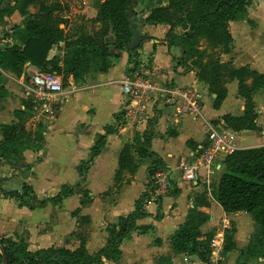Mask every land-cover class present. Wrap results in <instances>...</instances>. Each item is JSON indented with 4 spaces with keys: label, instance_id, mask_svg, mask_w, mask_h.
I'll return each instance as SVG.
<instances>
[{
    "label": "crops",
    "instance_id": "1",
    "mask_svg": "<svg viewBox=\"0 0 264 264\" xmlns=\"http://www.w3.org/2000/svg\"><path fill=\"white\" fill-rule=\"evenodd\" d=\"M16 1L11 0V4ZM43 1L39 0L33 8L46 9L41 6ZM85 1L88 7L91 0ZM30 2L35 3V0L19 3L17 10L6 16L4 23L0 22V51L16 43L13 29H24L31 15L24 4ZM94 2L99 5L104 0ZM260 4L263 7L254 15L249 7L246 20L228 23L231 42L229 50L220 53L219 64L221 67L231 65L233 70L248 68L251 77L242 83L231 71L225 80L220 74L224 96L219 102L218 86H211L199 77L186 60L184 49L167 40L166 30L161 26L138 28L143 39L137 56H132L136 63H131L127 51H115L118 58L112 67L106 72L89 74L80 86L72 75H58L66 92L58 96L61 102L55 105L44 107L32 98L25 78L51 70V62L57 61L62 66V42L51 47L48 66L44 69L27 62L23 73L17 76L0 68V87L7 92V97L0 98V126L21 124L16 114L24 108L21 101L28 95L36 105V113L24 130L30 128L33 136L37 133L38 139H30L40 146L39 150L28 149L23 153L21 163L30 174H23L21 182H17L18 177L0 179L3 190H11L6 188L10 187L21 191L22 186L27 185L36 195L35 204L30 207L16 197L0 195V238L24 241L28 250L35 252L52 247L74 250L82 237L88 252L95 255L107 246L110 238L107 228L134 213L136 203L146 195L144 211L147 215L136 221V227L122 242L120 259L103 260L104 264H264L262 257L247 254L257 231L253 216L246 212L228 213L218 200L228 156L222 157L210 171L201 167L196 183L184 180L179 167L181 161H195L201 149L207 146V123L231 132L232 144L238 150L264 147V85L257 89L252 78L255 73L264 75V1ZM87 12L91 14L89 9ZM96 12L95 9L91 18H96ZM139 64L165 72L173 84L200 92L201 114L179 116L175 107H167L150 111L148 121L139 125L123 124L120 82L132 66ZM242 86L251 92L249 101ZM50 107L52 116L44 112ZM39 123L46 129L37 127ZM147 134H152L148 146L144 143ZM100 137L104 138L100 154L82 180L79 168L91 159L92 148ZM3 139L0 132V142ZM144 151L150 155L143 156ZM156 159L162 161L164 167L154 174L167 171L170 191L158 201L148 202L154 175L150 177L149 170ZM65 187H71L73 194L60 203L47 201ZM84 192L88 193L89 202L84 203ZM42 201L45 203L41 204ZM197 215H201L203 236L212 233L213 239L220 237L223 250L221 255H215L210 244L211 253L206 263L196 254L177 253L173 245L179 229L188 221L197 222ZM83 217H87L85 224L81 223ZM231 225L235 227L233 247L226 252V227Z\"/></svg>",
    "mask_w": 264,
    "mask_h": 264
},
{
    "label": "trees",
    "instance_id": "2",
    "mask_svg": "<svg viewBox=\"0 0 264 264\" xmlns=\"http://www.w3.org/2000/svg\"><path fill=\"white\" fill-rule=\"evenodd\" d=\"M23 0H17L14 5L11 0H0V22L4 23V18L10 16ZM133 0H107L102 4L98 19L104 23L113 25L115 32V51H128L127 45L132 38V30L130 22L127 20L128 12ZM194 2L195 20L191 24V36L195 32L205 35L214 36L217 33H224L231 37L228 31V23L246 20L248 18V9L252 6L254 0H192ZM46 9H42L45 11ZM42 17L39 19H28L25 23L24 31L25 39L18 41L10 47L0 51V68L20 76L23 73L24 66L30 62L35 67L44 69L48 66V54L54 44L61 41V37L54 33L51 29L43 25ZM156 22L155 20H150ZM95 39L89 38L83 41H71L65 46L63 55V65L60 66L56 61L53 63L51 72L57 75L63 74V77L72 75L79 76L82 82L86 76L98 72H106L112 67V59L118 58L117 54L107 51L104 55H97L95 47ZM184 49L186 55V44L175 43ZM229 49H227L228 51ZM225 52V51H224ZM131 63H136L132 54L130 56ZM101 61V65L99 64ZM236 77L245 82L248 78L246 73L250 74L248 68L231 71ZM46 73V72H45ZM216 74V71H215ZM199 77L207 81L211 86L220 84L219 75L216 74V81L210 82L206 75L198 74ZM257 79L256 88L264 85V75L254 74ZM221 87V84L220 86ZM222 88V87H221ZM220 88V89H221ZM242 91L247 100H250L251 92ZM222 90V89H221ZM223 91V90H222ZM245 91H247L245 93ZM219 93V92H218ZM224 96L219 93L217 102ZM7 97V92L0 87V98ZM3 141L0 142V158L9 159L11 157L18 158V163L23 160V153L28 149L39 150L40 146L33 140L23 135L19 128L13 126L2 127ZM152 134L145 136V145L151 142ZM104 143V138L100 137L96 145L92 148L91 159L84 161L79 168V173L84 180L91 163L94 158L100 154ZM143 156H149L147 151L142 152ZM226 173L221 178L218 191V200L228 213L246 212L253 216L256 225V237L248 248V256L262 257L264 259V147L238 150L229 155L226 160ZM162 161L154 160L149 170L151 177L155 171L163 169ZM22 191H6L0 186V195L9 198L16 197L22 201L25 206H32L28 199H33V189L24 185ZM31 193V194H30ZM73 194L71 187H65L56 196L47 201L60 203L64 197ZM85 199H89L88 193L84 192ZM144 195L137 203L134 213L119 220L118 224L109 226V240L107 246L100 250L97 254L91 255L86 248V241L80 238L78 247L74 250L65 248H48L35 252L28 250V246L24 241H14L10 239L0 238V246L3 247L6 255L3 261L0 253V264H104L103 260L118 261L121 256V244L131 231L136 227V221L145 217L144 211L146 201ZM86 201H84L85 203ZM44 204L45 201L40 202ZM202 219L197 222L188 221L186 225L179 229L173 238V245L177 253L196 254L203 262H208L211 249L210 244L214 234L207 233L203 236L200 231ZM233 234L226 231L225 233V251L228 252L233 247ZM201 238H204L201 240ZM227 244V245H226Z\"/></svg>",
    "mask_w": 264,
    "mask_h": 264
},
{
    "label": "rangeland",
    "instance_id": "3",
    "mask_svg": "<svg viewBox=\"0 0 264 264\" xmlns=\"http://www.w3.org/2000/svg\"><path fill=\"white\" fill-rule=\"evenodd\" d=\"M24 1L25 0L21 3ZM106 1L107 0H104V3ZM260 1L263 2L264 0L253 1L251 6V13L253 15L260 11L263 7V5L260 4ZM35 4L38 5L39 0H35V3L30 2L24 4L27 12L31 14L29 19H32L33 17L39 19L42 17L41 23L62 38L60 41L62 42V45H60L61 51L63 48L65 51V46L68 42L78 40L83 41L89 38H94L96 42L94 49L96 50L97 55H104L107 51L115 53L114 43L116 37L115 32L113 31V25L104 23L98 19V14L103 3L98 5V3L94 2V0H91L87 7V2L85 0H53L51 2L44 0L43 3H41V6L46 8L45 11H40L37 7L34 9L33 5ZM85 7H87V9H85ZM130 7H132V14L128 18L131 30H138V28L143 29L146 26H161V28L166 30L167 40H170V42L173 43L182 42L186 44V60L192 65V69L196 73L206 75L210 82H212V80L216 81L215 78L217 73H220L222 78L225 80V78L229 76L230 71L233 70L231 65L221 67L219 64L220 53L224 51L226 52L230 46V38L224 33L219 32L214 36H211V38H209V35L199 32H195L191 36H187L191 33V24L195 20L193 10L194 2L192 0H133ZM88 9L91 14L87 12ZM95 9L97 10L96 18H91ZM126 16H128V12L126 13ZM150 20H155L156 22H151ZM13 35L16 42L23 41L25 39L24 31L18 27L13 29ZM131 54L132 52L128 53L129 57ZM116 60L117 59L114 58L112 59V62L114 63ZM98 65H101V61H99ZM35 75L36 74H30L26 76L25 86H29ZM245 75L246 77H251L248 73ZM59 76H63V74H59ZM252 78L255 79L256 85L258 82L256 77L254 76ZM81 79L82 78L79 76L74 77V81L78 86L83 83ZM217 86H220V84L216 85V87ZM220 88L221 87H217L216 90L222 94L223 91ZM1 103L2 101H0V106ZM21 103L24 108L22 110H18V114H16L20 117L21 124L18 126L13 125V127L19 128L20 132L28 138H37L38 134L36 133L33 136L34 133L30 131V128L26 131L24 130L25 124L32 119L34 112L36 113V105L28 95L21 101ZM3 126L4 125L0 126L1 133ZM37 127L44 128V130L46 129V127H44L41 123H39ZM28 171L29 170L24 166V164L18 163V158L16 157H11L9 159L0 158L1 180H3V178L13 179L18 177L17 182L19 183L24 177L23 174H26ZM29 174L30 173H27L26 176ZM5 175L7 176L5 177ZM6 188L11 189L6 190L9 192L16 191L12 190L10 187ZM22 191L24 192L23 186L21 188V192ZM31 195L33 199H28L27 201L33 205L35 204L34 198L36 199V195ZM86 202H89L88 199ZM200 218L201 215L195 216V220ZM86 220L87 217H83L81 223H87ZM234 230V225H231L228 228L226 227V231L228 232L232 233ZM78 242L80 243V240H78ZM78 242L76 243L77 245ZM222 251L223 250H221V252ZM216 255H221V253H217Z\"/></svg>",
    "mask_w": 264,
    "mask_h": 264
},
{
    "label": "built area",
    "instance_id": "4",
    "mask_svg": "<svg viewBox=\"0 0 264 264\" xmlns=\"http://www.w3.org/2000/svg\"><path fill=\"white\" fill-rule=\"evenodd\" d=\"M122 101V123L139 125L148 121L150 111L161 108L175 107L176 115H200L203 108V99L200 92L192 87L173 84L168 75L149 65H136L130 68L120 82ZM27 90L31 97L40 102L44 107L60 103L58 96L66 92L61 77L54 73L38 72L33 77ZM51 113V107L44 112ZM208 144L202 148L195 161H181V173L189 183H196L199 169L216 167L222 157H227L238 149L232 144V134L222 126L212 123L206 124ZM151 192L148 202L158 201L170 191L169 175L167 171L156 172L150 182ZM213 254L221 253L220 237H215L211 242Z\"/></svg>",
    "mask_w": 264,
    "mask_h": 264
},
{
    "label": "water",
    "instance_id": "5",
    "mask_svg": "<svg viewBox=\"0 0 264 264\" xmlns=\"http://www.w3.org/2000/svg\"><path fill=\"white\" fill-rule=\"evenodd\" d=\"M132 14V7H130L129 11H128V16H127V20L129 21V16ZM143 37L142 35L137 31V30H132V38L130 40V42L127 45V49L128 51L132 52V56L136 57L138 54V49L141 45V41H142ZM0 252L3 258V261H5L6 259V255H5V251L3 249V247L0 246Z\"/></svg>",
    "mask_w": 264,
    "mask_h": 264
}]
</instances>
